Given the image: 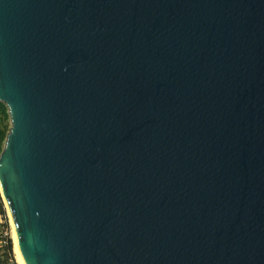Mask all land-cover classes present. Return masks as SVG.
I'll return each instance as SVG.
<instances>
[{"label": "water", "instance_id": "obj_1", "mask_svg": "<svg viewBox=\"0 0 264 264\" xmlns=\"http://www.w3.org/2000/svg\"><path fill=\"white\" fill-rule=\"evenodd\" d=\"M0 102L23 264H264V0H0Z\"/></svg>", "mask_w": 264, "mask_h": 264}, {"label": "rangeland", "instance_id": "obj_2", "mask_svg": "<svg viewBox=\"0 0 264 264\" xmlns=\"http://www.w3.org/2000/svg\"><path fill=\"white\" fill-rule=\"evenodd\" d=\"M11 127H12V123H11V118L9 116V113H8V118L4 117L0 113V131H2L4 129H9V131H8V134H9ZM2 197H3V195H2ZM3 203H4L3 215H4V218L6 220H5V224L3 225L2 231H7V234H8L7 236H5V239L9 243V258H11L13 260V264H19L18 260H17V254L15 253V244H14V239H13V227H12V223H11V217H10V214L8 212L7 203H6L4 198H3ZM10 245H11V249H10Z\"/></svg>", "mask_w": 264, "mask_h": 264}, {"label": "built area", "instance_id": "obj_3", "mask_svg": "<svg viewBox=\"0 0 264 264\" xmlns=\"http://www.w3.org/2000/svg\"><path fill=\"white\" fill-rule=\"evenodd\" d=\"M4 210V203L2 197V190L0 187V264H13V260L9 258V243L5 239L7 231H2L3 225L5 224V218L1 209Z\"/></svg>", "mask_w": 264, "mask_h": 264}, {"label": "trees", "instance_id": "obj_4", "mask_svg": "<svg viewBox=\"0 0 264 264\" xmlns=\"http://www.w3.org/2000/svg\"><path fill=\"white\" fill-rule=\"evenodd\" d=\"M0 113L4 117L8 118V108L5 104H3L1 102H0ZM8 131H9V129H4V130L0 131V155L4 149L5 141H6V138L8 135ZM1 211L4 213L3 208L1 209ZM10 249H11V245H10Z\"/></svg>", "mask_w": 264, "mask_h": 264}, {"label": "bare ground", "instance_id": "obj_5", "mask_svg": "<svg viewBox=\"0 0 264 264\" xmlns=\"http://www.w3.org/2000/svg\"><path fill=\"white\" fill-rule=\"evenodd\" d=\"M0 187L2 189V186H1V182H0ZM7 203V202H6ZM7 207H8V212L10 214V217H11V223H12V227H13V239H14V244H15V253L17 254V260H18V263L19 264H23L21 262V259H20V256H19V248H18V232H17V229H16V224H15V221L13 219V216H12V213H11V210L7 204Z\"/></svg>", "mask_w": 264, "mask_h": 264}]
</instances>
